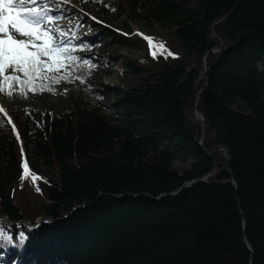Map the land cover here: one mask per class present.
<instances>
[{
  "label": "trees",
  "instance_id": "trees-1",
  "mask_svg": "<svg viewBox=\"0 0 264 264\" xmlns=\"http://www.w3.org/2000/svg\"><path fill=\"white\" fill-rule=\"evenodd\" d=\"M102 1L163 31L157 44L176 55L121 58L117 83L103 88L114 51L142 43L128 22L95 25V37L71 40L96 78L75 80L67 108L0 93L22 143L0 113V226L14 240L0 264H264V0ZM195 107L204 148L225 147L228 164L199 146ZM21 147L35 183L20 179ZM176 159L189 168L173 169Z\"/></svg>",
  "mask_w": 264,
  "mask_h": 264
},
{
  "label": "snow or ice",
  "instance_id": "snow-or-ice-1",
  "mask_svg": "<svg viewBox=\"0 0 264 264\" xmlns=\"http://www.w3.org/2000/svg\"><path fill=\"white\" fill-rule=\"evenodd\" d=\"M61 0H0V93L5 89L12 95L18 89L23 95L26 90L33 93L47 87L45 81L58 83L71 82L72 79L83 82V77L76 75L73 68L77 66L80 57L73 55L75 45L71 43L64 29L54 27V22L62 17L53 14L58 9ZM67 3V0H63ZM152 56L160 54L175 56L163 44H154L151 37H145ZM87 64V61H84ZM59 74V75H57ZM48 91H52L47 87ZM2 111V109H0ZM2 126V122H0ZM13 131L15 126L13 125ZM19 139V133H16ZM21 155H24L21 147ZM24 180L31 176L35 183L39 177L32 173L26 158L21 165ZM39 192V187L36 188ZM23 245L27 239L24 232L18 236ZM14 243L13 235L0 226V247Z\"/></svg>",
  "mask_w": 264,
  "mask_h": 264
},
{
  "label": "rangeland",
  "instance_id": "rangeland-1",
  "mask_svg": "<svg viewBox=\"0 0 264 264\" xmlns=\"http://www.w3.org/2000/svg\"><path fill=\"white\" fill-rule=\"evenodd\" d=\"M53 14L62 17L61 19L55 21L53 26L64 29V31L68 33L69 37H74V39L71 40L85 38L84 36L87 31H91L90 38L95 37V25L100 26L102 29L107 28L111 30H121L124 23L128 22L132 32V37L140 41L142 45L138 49L118 48L114 51V58L116 60L113 66L108 69L107 75L103 76L99 80V83L103 88H111L117 83L122 73L121 58L141 60L144 58L146 53L149 57L153 58L150 51L146 52V45H148V41L145 37H151L153 43L157 44L156 41L158 38L165 35V33L160 31L158 28L148 29L141 23L130 21L126 16L117 15L111 4L105 3L102 0H67V3H64L63 0H61L59 8H54ZM88 52L89 54H94L97 52V49L92 47L88 49ZM80 69V66H76L72 70L76 75L82 74L83 80L92 82L96 78L94 70L83 68L80 71ZM75 80L76 79H72L71 82L60 81L58 83H49L45 81L47 87H50L52 91H48L46 87L43 90H38L33 93L29 89L27 91L30 95V101L21 102L18 106L26 107L27 105H32L44 110L49 109L55 112L62 111L69 106L72 95L75 93ZM12 107V103L0 95V108L9 112ZM107 112L109 113V111ZM190 163L191 162L188 160L182 161L181 159H176L172 162L171 166L173 169L181 172L188 169Z\"/></svg>",
  "mask_w": 264,
  "mask_h": 264
},
{
  "label": "water",
  "instance_id": "water-1",
  "mask_svg": "<svg viewBox=\"0 0 264 264\" xmlns=\"http://www.w3.org/2000/svg\"><path fill=\"white\" fill-rule=\"evenodd\" d=\"M235 9H236V8H235ZM235 9L232 11V13L235 11ZM232 13H231V14H232ZM231 14H230V15H231ZM230 15L227 16L225 19H222L219 23L226 21V20L230 17ZM219 23H217V24H219ZM211 38L219 40V38L216 37V36H211ZM220 42H221V45H220L219 48H215V49H213V50H211V51H208V52L203 56V58H202V66H203V68H204V72H203L202 74L199 75L198 79L201 78V77H203V76H205V75L207 74V72H208V65H207V63H206V55H208V54H214V55L222 54V53L225 51V48H224L225 45H224V43H223L222 41H220ZM198 79H197V80H198ZM195 84H197V81H196ZM196 98H197V102H196V107H197V106L199 105V95H198V94L196 95ZM196 107H195V109H194V111H193V117H194V119H195L196 122L200 123V125H201V127H202V130H203V137L200 139V141H199V143H198L199 146L203 149V151L205 152L206 155H212V154H214V153H216V152H221L223 158L225 159L226 163L228 164V151H227V149H226L225 147H223V146H218V147H216L212 152H209L207 149L204 148V142H205V140H206V135H207V133H206V129H205V118H204L203 115H197V113H196ZM232 183H233V182H232ZM189 185H190V184H187L186 186H189ZM3 220H5V219H0V222L3 221ZM242 223H243V230H245V222H244V220H242ZM243 241H244V245H245L246 249H247L249 252H251V249H250L249 246L246 244L244 238H243Z\"/></svg>",
  "mask_w": 264,
  "mask_h": 264
},
{
  "label": "bare ground",
  "instance_id": "bare-ground-1",
  "mask_svg": "<svg viewBox=\"0 0 264 264\" xmlns=\"http://www.w3.org/2000/svg\"><path fill=\"white\" fill-rule=\"evenodd\" d=\"M199 115V114H198ZM204 180H206V178H204Z\"/></svg>",
  "mask_w": 264,
  "mask_h": 264
},
{
  "label": "built area",
  "instance_id": "built-area-1",
  "mask_svg": "<svg viewBox=\"0 0 264 264\" xmlns=\"http://www.w3.org/2000/svg\"><path fill=\"white\" fill-rule=\"evenodd\" d=\"M203 181H204V179H203Z\"/></svg>",
  "mask_w": 264,
  "mask_h": 264
}]
</instances>
